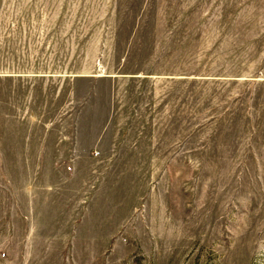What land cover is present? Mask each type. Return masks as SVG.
<instances>
[{
	"label": "rangeland",
	"instance_id": "obj_1",
	"mask_svg": "<svg viewBox=\"0 0 264 264\" xmlns=\"http://www.w3.org/2000/svg\"><path fill=\"white\" fill-rule=\"evenodd\" d=\"M0 264H264V0H0Z\"/></svg>",
	"mask_w": 264,
	"mask_h": 264
}]
</instances>
